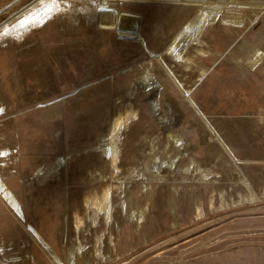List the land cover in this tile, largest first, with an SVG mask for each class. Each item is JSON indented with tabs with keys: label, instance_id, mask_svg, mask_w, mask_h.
I'll list each match as a JSON object with an SVG mask.
<instances>
[{
	"label": "rangeland",
	"instance_id": "1",
	"mask_svg": "<svg viewBox=\"0 0 264 264\" xmlns=\"http://www.w3.org/2000/svg\"><path fill=\"white\" fill-rule=\"evenodd\" d=\"M65 1L0 0V149L13 151L0 181L17 201L0 190V264H58L19 209L59 264H264V65L244 67L241 49L264 32V0H81L104 8L89 19ZM144 71L161 85L159 116L167 102L174 116L160 122L150 89L126 95ZM169 131L182 143L171 169L203 167L210 181L166 170Z\"/></svg>",
	"mask_w": 264,
	"mask_h": 264
},
{
	"label": "bare ground",
	"instance_id": "2",
	"mask_svg": "<svg viewBox=\"0 0 264 264\" xmlns=\"http://www.w3.org/2000/svg\"><path fill=\"white\" fill-rule=\"evenodd\" d=\"M230 1L231 0H212L210 2V4H211L212 7L216 8L217 10H223L224 8H226L229 5ZM58 2L60 4L62 2V0H58ZM65 2L68 4V7H69L68 12H70V15L74 16V19H77V16L79 14H82L83 16H85L86 18L89 19V18H92V17L93 18H98L99 16H101L104 13V8L96 9L94 11L88 10V8L86 6H84L85 3H82L81 0H66ZM77 3H80L81 5L77 4ZM62 9H64V8H62ZM91 22H92V20H91ZM194 43L197 46H201V44H202V42L199 41V40H196ZM248 43L247 42H243L242 45H241L242 46L241 49L246 52L245 53L246 57L242 60L243 66L246 67V68H249V69H255V68H257L260 65H264V52L262 51V49L260 47V45L262 43H264V32L261 34V36L259 37L258 41L255 44L251 45V44H248ZM203 54H204V50L198 47L196 49V51L194 52V54H192V56H197L198 57V56L203 55ZM178 57L180 58L181 61H184V62H186L188 64H189V61L192 59L191 56H185V57L178 56ZM139 87L151 90V92H152L151 93V97H148L147 100L150 103V106H151L154 114L158 115V119L160 120V122L163 121V119L165 117L169 116V115H173V116L175 115L174 114L175 112H174L172 106L167 102V103H165V106H166V109L168 111V114H166V115L161 114L159 116L160 112H159L158 94H159V90L161 88V85H160L159 81H157L155 78H152L150 71H144L141 75L137 76L130 83L129 88L126 91V95L129 96V97H132L133 94L135 93V91ZM1 113H2V110H1V107H0V115H1ZM132 115H135V113L132 112ZM131 118L133 119V116ZM174 118H176V117H174ZM164 122H166V121H164ZM122 125H123V123H122L121 120H119V118L115 119L113 121V123L111 124L110 129H109L110 135L113 136L115 134V132ZM168 142L171 145H170V147L168 149L169 143H167V147H165V150H166V153H169V155L164 160V163H165L167 171L171 172V174H173V175L180 174V176L182 178H186L187 176L190 177L192 175H195V176L198 175L199 176L198 182H200V183H204V182L210 181V178L212 176H214V174L210 175L208 173L209 169L205 170V168H203V167L193 168V169H191V172L189 171L190 172L189 174H187L185 170H187L190 167V164L185 165L184 169L182 167H180V165H179L180 169L177 168V165H175L171 169L174 157L176 156V154L179 153L182 143H181V140H180V136L177 133H173L172 131H169V133H168ZM171 142H174V145ZM76 151L77 150H73L74 153ZM12 152L13 151H11L9 148H2V149H0V156L1 157H7L8 155L12 154ZM101 152L103 154L105 152L108 153L109 158L114 159V153H113L114 150L111 147L107 150L106 146L104 145L101 148ZM69 156H70L69 153H63V154L55 156L53 158V160L51 161V163L49 165V168H52L53 171H56L57 172L56 174H57L58 177L61 175V172H63L65 170L66 160H67V158ZM155 158H154V160H155ZM158 158H156V159H158ZM158 160L160 161L161 159H158ZM34 176H40L42 178V180H47L50 177V175L47 172L44 173L42 171V167H40V166L35 169ZM207 176H209V178H207ZM128 177H130V175ZM205 179H207V180H205ZM145 187H146V185H145ZM0 190H1V193L4 196H8V197H10V199L13 200L12 205H13V207H16L17 206V201L15 199V196L10 192V190L8 189L6 184L3 183L2 181H0ZM174 190H175V188H174ZM85 202L86 201L84 200L83 204L87 205V203H85ZM208 204H209V202H208ZM210 204H211V206H213V202H211ZM103 211H104V215H103L104 223H105V225H109L110 222H111V219H112L111 208L109 206H106V208ZM202 214H203V211L200 208V206H198L194 215L196 216V218H198V217L202 216ZM15 216L18 219H20L21 221H24L25 228H26V230H28V234L30 235V237L42 249H44L45 251L49 252L50 258L52 257V259H54L56 262H58V264L62 263V260L56 254H53L51 252L48 243H46V241L43 239V237H41L38 234V232L31 225H29L28 223H25V214H24L23 210L19 209L17 211V213L15 212ZM140 217H141V215H140ZM139 219H140V221L142 220V218H139ZM74 221H75L74 227H76V229L78 230L79 226L81 224V222H80L81 220L76 218ZM74 241H75V239H74ZM77 242H78V240H77ZM77 242L76 243H72L68 247L69 253H68V257H66L67 261L74 260V257L77 254H81L82 250L85 248L84 245L77 244ZM16 260L17 259L15 257V258H11L9 261H16ZM74 262H67V264H73Z\"/></svg>",
	"mask_w": 264,
	"mask_h": 264
}]
</instances>
